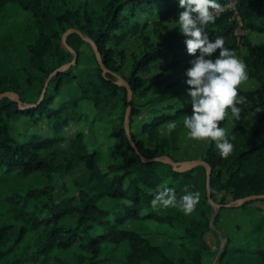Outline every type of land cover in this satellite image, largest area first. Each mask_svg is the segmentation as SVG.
<instances>
[{
	"label": "trees",
	"instance_id": "obj_1",
	"mask_svg": "<svg viewBox=\"0 0 264 264\" xmlns=\"http://www.w3.org/2000/svg\"><path fill=\"white\" fill-rule=\"evenodd\" d=\"M229 1L218 0L222 8L206 31L210 40L222 36L245 63L254 87H238L247 97L241 116L252 123L230 129L227 158L207 143L200 155L211 168L207 184L203 166L178 172L150 161L177 162L183 119L192 112L186 102L153 105L159 98L151 95L194 58L186 37L170 30L178 0H0V14L11 7L23 16L16 48L0 49V95L15 94L25 107L0 99V264H204L216 255L214 264H264V207L254 206L264 200L226 207L264 195V0H237L241 26ZM146 18L159 39L146 32ZM69 30L95 45L105 75L79 34L63 44ZM132 37L140 45L127 57L121 46ZM219 124L226 128L227 119ZM57 181L72 192L59 202ZM165 187L178 199L185 188L198 191L200 202L189 215L153 207Z\"/></svg>",
	"mask_w": 264,
	"mask_h": 264
},
{
	"label": "clouds",
	"instance_id": "obj_2",
	"mask_svg": "<svg viewBox=\"0 0 264 264\" xmlns=\"http://www.w3.org/2000/svg\"><path fill=\"white\" fill-rule=\"evenodd\" d=\"M221 8L218 0H178V19L175 22L179 32L186 37V52L194 57L185 71V84L188 86L185 102L192 106L191 115H185L183 119L187 138L214 144L218 154L227 158L234 145L219 122L227 115L236 121L241 119L243 109L240 106L247 102V97L239 94L238 86L247 80L248 73L243 60L234 50L224 46L222 36L209 39L206 26L215 22L214 11ZM218 49V56L213 58ZM175 128V121L168 123L169 133ZM185 192L178 199L175 189L162 188L155 192L151 205L165 209L178 208L189 215L199 204L200 193L188 191L187 188Z\"/></svg>",
	"mask_w": 264,
	"mask_h": 264
},
{
	"label": "rangeland",
	"instance_id": "obj_3",
	"mask_svg": "<svg viewBox=\"0 0 264 264\" xmlns=\"http://www.w3.org/2000/svg\"><path fill=\"white\" fill-rule=\"evenodd\" d=\"M22 21H23L22 14L18 12L15 8L8 7L0 14V49H4V48L10 49L11 48L12 50H14L16 48V46L18 45V42H20L19 38L21 35V30L23 28ZM146 21H148L149 26H150L146 30V32L150 34V36L154 40L159 39L160 35H155L151 30L152 28L151 23L153 22V18H149ZM175 21L176 20H172L169 22L170 30L174 33L181 34L179 32V29ZM207 32L210 33V31H207ZM247 34L242 30H237L238 36L247 35ZM251 38L256 42H261L263 40L261 36H258L255 34H251ZM139 45H140V38L132 37L129 40H126V42H124L121 47L124 49L126 56L129 57V55L132 52H134ZM238 57L241 59L240 56ZM1 60L2 59L0 58V61ZM128 62L129 61H125V66L128 65ZM190 66L191 65H189L184 70L180 71L178 74H175L174 76L167 78L165 81L161 83V85L155 91L151 93L152 97L159 98L156 101V103L153 105H157L159 107L165 106V105L178 106V105L183 104L187 100V94L185 90L181 89L178 91V87L181 85H185V80H186L185 71ZM126 73H127V70L125 69L124 74ZM238 87L250 89V88H253L254 85L247 78V80L243 81ZM142 111L144 114L145 111L144 110ZM225 118L227 119V122H228V125L225 128L228 135L230 134V129L234 127L235 125H241L243 127H248L252 123V120L250 118L243 117V116H241V119L237 121L234 120V118L231 117V115H227ZM135 121H137V119H135ZM18 127H20V125ZM18 127H17V130H20V128L18 129ZM24 129L26 128L24 127ZM31 129L33 128L29 127L28 130H31ZM97 132L103 133L101 129H98ZM163 133L166 134L165 129L163 130ZM99 139H104L102 134H99ZM206 146H207V143H205L204 141H195V140L188 139L187 131L184 130L180 135L179 144L177 147V151L175 153V157L177 158L176 163H184L188 161L201 160L200 155L202 154ZM100 148L101 150H104V144H102ZM149 149L151 150V148ZM65 186L70 187L69 182H67ZM64 190L65 189L62 187V182L57 181L55 197L58 202L62 200L64 196L72 195V192L70 191L65 192ZM254 206L264 207V205L261 203H256L254 204ZM222 243L223 242L221 241L219 244V250L221 249L223 245ZM216 248L217 246H215V244L212 243V250H215ZM216 258H217V255L216 257H212V258L205 257L204 264H214Z\"/></svg>",
	"mask_w": 264,
	"mask_h": 264
},
{
	"label": "water",
	"instance_id": "obj_4",
	"mask_svg": "<svg viewBox=\"0 0 264 264\" xmlns=\"http://www.w3.org/2000/svg\"><path fill=\"white\" fill-rule=\"evenodd\" d=\"M69 33H77V34H79L82 37V35L78 31H76V30H69V31H67L63 35V38H62L63 44H65L66 37H67V35ZM82 39L84 41H86V42H88V43L91 44V46H92V48L94 50V53L96 55V60L99 63L101 69H102L103 75H105L107 71H106L105 67L103 66V64L101 62L100 55H99V53H98L95 45L90 40H88L85 37H82ZM75 60H76V57H74L72 63L66 65L65 67H63L59 71H62L64 69L69 68L71 64H74ZM47 83H48V81L46 82V85H47ZM116 84L123 85V86H125L127 88V91H128V101H130L131 100V90H130L128 84H126L123 81L122 78H118V82ZM4 96L10 97L12 100H14L20 106V101H19L18 97L15 94H12V93H10V94H6V93L5 94H1L0 95V99L2 97H4ZM42 96H43V93H42ZM42 96H41V99H42ZM20 108L23 109L25 107L24 106H20ZM128 112H129V109L127 110L126 121H125V124H124L125 125V130H126V136L127 137H129V133H128L129 132V129H128V121H127ZM142 159L145 162L148 161V159H146V158H143L142 157ZM150 161H163V162L169 164L173 168V170L178 171V172L188 171V170H190V169H192V168H194L196 166H203V167L206 168L207 184L209 182V177H210V174H211V168L206 163H204L202 160L188 161V162H184V163H174L169 158H156V159H152ZM207 189H208V186H207ZM258 200H264V195H252V196H248V197L239 199L235 203L228 204V205H226V207L227 208H231V207H235L236 208V207H240V206L244 205L245 203H248V202H251V201H258ZM210 203L212 204V206H213V208H214L215 211L218 210V209H220V206L219 205H217V204H215V203H213L211 201H210Z\"/></svg>",
	"mask_w": 264,
	"mask_h": 264
},
{
	"label": "built area",
	"instance_id": "obj_5",
	"mask_svg": "<svg viewBox=\"0 0 264 264\" xmlns=\"http://www.w3.org/2000/svg\"><path fill=\"white\" fill-rule=\"evenodd\" d=\"M236 3H237V0H230L229 3L227 4L226 8H229L231 10H234V17L238 21L239 26H241V22L239 20V17L237 15V12H236V9H235ZM236 34H237V32H236Z\"/></svg>",
	"mask_w": 264,
	"mask_h": 264
}]
</instances>
